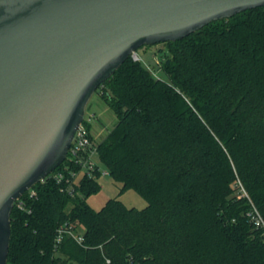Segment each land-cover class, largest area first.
I'll use <instances>...</instances> for the list:
<instances>
[{"label": "trees", "instance_id": "16d2710c", "mask_svg": "<svg viewBox=\"0 0 264 264\" xmlns=\"http://www.w3.org/2000/svg\"><path fill=\"white\" fill-rule=\"evenodd\" d=\"M163 44L167 81L130 56L96 90L117 117L100 162L148 206L95 210L100 171L73 196L48 175L14 204L8 264H264V7Z\"/></svg>", "mask_w": 264, "mask_h": 264}, {"label": "water", "instance_id": "95a60500", "mask_svg": "<svg viewBox=\"0 0 264 264\" xmlns=\"http://www.w3.org/2000/svg\"><path fill=\"white\" fill-rule=\"evenodd\" d=\"M264 0H0V264L14 203L65 160L98 87L143 46Z\"/></svg>", "mask_w": 264, "mask_h": 264}, {"label": "rangeland", "instance_id": "374dc122", "mask_svg": "<svg viewBox=\"0 0 264 264\" xmlns=\"http://www.w3.org/2000/svg\"><path fill=\"white\" fill-rule=\"evenodd\" d=\"M166 45L163 43L155 45L143 46L137 50L141 63L148 69L152 70L154 74L163 80H168V76L163 70L159 69L158 63L167 54ZM93 118L92 134L97 137L96 140L100 143L98 132L100 127H105L108 131L111 130L117 123V117L112 109L108 106L106 101L95 92L90 98L85 112V118ZM105 132V136L107 135ZM104 136V137H105ZM105 167L102 166V174L99 177L101 189L97 194H93L87 198V203L95 210L101 209L109 199L117 198L121 200L126 206L137 209H144L148 206L147 200L133 189L121 192L122 184L114 182L111 176L107 173ZM83 230L81 227L80 231Z\"/></svg>", "mask_w": 264, "mask_h": 264}, {"label": "built area", "instance_id": "2783aa9c", "mask_svg": "<svg viewBox=\"0 0 264 264\" xmlns=\"http://www.w3.org/2000/svg\"><path fill=\"white\" fill-rule=\"evenodd\" d=\"M132 58L134 60H140L139 55H133ZM91 124V118H84V120ZM83 120V121H84ZM98 144L99 142L94 138L91 129H88L87 126L82 122L78 127L71 145L69 147L68 153L66 155L65 160L68 163H74L78 166L79 170H73L66 163L64 166L65 172H55L49 174L53 177L57 184L62 185V190L67 191L72 196L75 194L76 185H78L80 179L84 175L92 176L96 171H100L102 174V163L100 162L99 154H98ZM64 160V162H65ZM63 162V163H64ZM62 163V164H63ZM66 172L68 176H66ZM107 173V171L103 172ZM47 178V177H46ZM45 178V179H46ZM43 179L42 182L45 180ZM30 192V196H35V191L31 188L28 190ZM18 207L24 208V203L21 200V197L16 201ZM15 202V203H16ZM14 203V204H15ZM253 219L256 222V225L264 228V219L259 214V212L255 209ZM63 229L59 231V236L57 241L59 242L62 238ZM74 238L81 243L83 241V237L80 234H76L75 232H69Z\"/></svg>", "mask_w": 264, "mask_h": 264}, {"label": "crops", "instance_id": "0c3cea01", "mask_svg": "<svg viewBox=\"0 0 264 264\" xmlns=\"http://www.w3.org/2000/svg\"><path fill=\"white\" fill-rule=\"evenodd\" d=\"M94 116H95L94 113H92V117H91V126H92V127H91V132H92V129H93V118H94ZM115 125H116V124H115ZM115 125H114V126H115ZM112 129H113V128H112ZM112 129H111V130H112ZM111 130L108 131L107 129H105V127H100L99 132H98V135H99L100 140L102 141V140L108 135V133H109ZM106 131H107L108 133H107V135L105 136V132H106ZM94 135H95V134H94ZM94 135H93V136H94ZM104 136H105V137H104ZM94 138L96 139L97 137L94 136Z\"/></svg>", "mask_w": 264, "mask_h": 264}]
</instances>
